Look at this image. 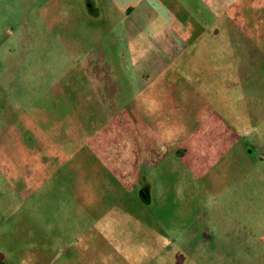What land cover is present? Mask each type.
Instances as JSON below:
<instances>
[{
    "label": "rangeland",
    "instance_id": "1",
    "mask_svg": "<svg viewBox=\"0 0 264 264\" xmlns=\"http://www.w3.org/2000/svg\"><path fill=\"white\" fill-rule=\"evenodd\" d=\"M126 1L0 0V264H264V0H141L198 50L113 98Z\"/></svg>",
    "mask_w": 264,
    "mask_h": 264
},
{
    "label": "crops",
    "instance_id": "2",
    "mask_svg": "<svg viewBox=\"0 0 264 264\" xmlns=\"http://www.w3.org/2000/svg\"><path fill=\"white\" fill-rule=\"evenodd\" d=\"M142 2L143 1L141 0H127L124 3L126 6L127 4L128 6H131L132 3L134 4L131 6L132 9H130L131 11H129V14L126 15L127 19L131 18L130 22L127 21L126 32L129 39L134 41L131 51H128V54H125L126 56L128 55L131 60V77L127 76V80H129V82L125 80V83L120 84L118 81L114 84V87L116 88L113 89L112 87L113 92H111V97L113 98H115L113 94L118 95L122 93V91H124L126 94L131 92V80L146 81L149 80V77H158L162 73L164 75L166 74L167 70H172V68L174 69L175 66H177L179 61L176 58L178 56L182 54L189 55L198 50L197 40L200 36L197 33L199 30H197L196 27L193 28L190 26H188L185 30L179 29L174 32L173 36L169 35L168 37L165 35L163 30H158V35L156 34L154 37V39H157L158 42L156 45L151 43L144 45L143 43L139 42V36L143 31L142 28L144 24L159 21L157 12H154L152 5L148 1L145 3ZM201 2L205 3L206 6H210L212 11H214L215 6L224 7V5H228L229 0H226V2L225 0H201ZM137 18H139L140 21L139 19L137 20ZM188 21H190V19H182L180 22L187 24ZM138 22L139 24L141 23L143 25H137ZM203 22L207 27V21L202 20L201 24ZM134 23H136L137 26ZM213 24L214 22L212 23V27H205L203 30L206 39H212L215 35L219 34V30L214 29L215 26ZM114 73L116 77L120 76L116 68L114 69ZM112 84L113 83H111L110 86H113ZM120 88L121 90L119 91ZM128 90L130 91L128 92ZM133 97V99L127 98L122 101L126 104V108L121 109V111L124 112L126 116H128V119L133 118V120L129 121L130 123H127V127L131 126L130 124L137 125L142 121V117L136 112L137 110L135 111V109L130 107L132 106L131 104L135 102L134 99L137 97V95H134Z\"/></svg>",
    "mask_w": 264,
    "mask_h": 264
},
{
    "label": "flooded vegetation",
    "instance_id": "3",
    "mask_svg": "<svg viewBox=\"0 0 264 264\" xmlns=\"http://www.w3.org/2000/svg\"><path fill=\"white\" fill-rule=\"evenodd\" d=\"M183 149H185V148H183ZM177 151H179V150H177ZM178 154L180 155V154H182V153L179 151ZM178 154H177V155H178ZM145 181L147 182V180H146L145 178H142V179L139 180L138 183H139L140 187H144L143 185L145 184V183H144ZM138 189H139V188H138Z\"/></svg>",
    "mask_w": 264,
    "mask_h": 264
}]
</instances>
